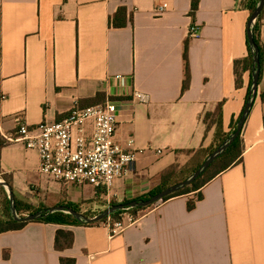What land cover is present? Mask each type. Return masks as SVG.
Segmentation results:
<instances>
[{
	"label": "crops",
	"instance_id": "0c3cea01",
	"mask_svg": "<svg viewBox=\"0 0 264 264\" xmlns=\"http://www.w3.org/2000/svg\"><path fill=\"white\" fill-rule=\"evenodd\" d=\"M119 8L125 9L123 26L111 22ZM190 10L191 0H0L1 132L15 134L17 119L34 126L60 120L75 105L112 100L119 109L115 140L136 151L106 195L40 175L37 151L8 141L0 168L17 199L98 212L108 205L104 197L145 196L162 172L195 160L197 150L213 142L215 127L207 129L203 116L219 102L229 130L249 80L246 71L237 88L233 72L234 60L248 53L249 11L238 0H199L194 16ZM259 36L263 62L241 131L242 159L205 183L200 199L191 191L153 204L112 237L102 222L29 221L0 233V264H61V258L74 264H264V11ZM185 42L190 80L182 90ZM135 90L148 101L134 100ZM189 200H195L192 209ZM58 229L72 232L70 247L56 249Z\"/></svg>",
	"mask_w": 264,
	"mask_h": 264
},
{
	"label": "built area",
	"instance_id": "2783aa9c",
	"mask_svg": "<svg viewBox=\"0 0 264 264\" xmlns=\"http://www.w3.org/2000/svg\"><path fill=\"white\" fill-rule=\"evenodd\" d=\"M165 7L164 3L157 5L156 14H161ZM197 34L198 28L192 24L190 35ZM121 77L113 76L114 79ZM132 97L138 102L148 101L147 94L138 90ZM118 110L117 103L112 100L84 107L75 105L56 121L30 126L17 119L15 134L5 135L0 130V135L7 142L36 150L40 175L77 187L92 186L107 195L114 180L126 173L136 155L135 150H127L115 140ZM131 143L130 139L128 144ZM104 199L110 206V199ZM130 209H123L116 218L108 217L102 222L110 237L138 222L140 211Z\"/></svg>",
	"mask_w": 264,
	"mask_h": 264
},
{
	"label": "trees",
	"instance_id": "16d2710c",
	"mask_svg": "<svg viewBox=\"0 0 264 264\" xmlns=\"http://www.w3.org/2000/svg\"><path fill=\"white\" fill-rule=\"evenodd\" d=\"M198 1L199 0H191V10L190 14L194 16L195 11L198 8ZM258 0H238V6L241 8L247 9L249 11V17L251 13L253 12ZM264 11V7L261 11V13L258 15L257 19L254 22V25L252 27V32L254 34V41L258 47L259 50V61H260V73H261V66L263 62V46L260 41V36H259V31H260V26H261V19H262V14ZM125 12L124 8H119L116 13L113 15L111 22L115 26H123L126 24V20L123 18V13ZM187 42L184 43V51H183V58H184V79H183V85H182V90L186 89L189 80H190V71H189V65H188V56H187ZM246 46H247V55L243 58L235 59L233 62V72L235 76V85L237 88L242 86V75L244 72L248 71L249 72V80H248V85H247V90H246V96H245V101L248 96V92L250 89V84H251V70H252V50L251 47L248 43L247 39V27H246ZM98 98V97H97ZM260 99L264 102V91H261L260 93ZM244 101V103H245ZM222 106L223 102H219L216 106V108L213 111H207L204 116H203V122L206 124L207 129L211 127H215L214 131V137H213V142L212 144L204 149H199L197 150V154L199 155L201 152H206L205 157L212 152L217 146H219L229 135L231 132H233L236 129L237 121L241 115V112L243 110V107L240 111V113L237 115L236 118L232 117L231 121L229 123V130L226 131L224 130L223 126V121H222ZM7 141L0 137V149L6 145ZM242 151H243V145H242V139L240 135H238L234 141L230 144V146L189 186L183 188L182 190L169 195L163 199V201H166L172 197L182 195L189 193L191 191H197V199L201 198V193L199 192V189L207 183L209 180L214 178L217 174H219L221 171L227 169L228 167L238 163L242 159ZM204 160V159H203ZM199 162L194 168L193 171L196 170L200 164L203 162ZM216 167V169H213ZM180 171V173L178 172ZM181 171H183V168H176V167H169L167 170L162 172L160 175V184L155 187L151 192H149L147 195L135 198V199H145L148 198L149 196L157 193L158 191L166 188L169 185H172L174 183H177L183 179H185L187 176L182 177L181 176ZM192 171V172H193ZM191 172V173H192ZM189 176V175H188ZM0 177L8 183L10 186L11 184V177L10 175L3 173L0 168ZM0 191H2L4 197L1 200V208H0V233L9 231V230H14V229H20L23 226H25L28 222H19L15 221L10 213V208H9V198L7 195V192L4 190V187L0 184ZM130 200H125L123 202H128ZM61 204L58 205H65L68 206L78 212L79 211V206L76 204H72L70 202H60ZM118 202H112V204H115ZM15 205L18 213L24 214V213H34L40 209L47 208L46 206L39 205L35 206L27 201L19 200L15 197ZM195 206V200H189L187 207L188 209H192ZM146 208H131L130 210L133 212H137L140 210H145ZM122 210H118L112 214H110L108 217L110 218H116L118 214ZM87 215V213H84ZM93 215L97 213H92ZM91 215V216H93ZM108 217L102 219L99 222L96 223H101L105 221ZM37 221H42V222H47V223H54L58 225H74V224H88L84 223L78 219H76L74 216H72L69 213L65 212H53L47 215L42 216L41 218L37 219ZM93 224V223H90ZM73 241V234L71 231L68 230H63V229H58L56 231V236H55V247L56 249L60 250L66 247H70ZM61 264H74L75 260L73 258H61L60 259Z\"/></svg>",
	"mask_w": 264,
	"mask_h": 264
},
{
	"label": "water",
	"instance_id": "95a60500",
	"mask_svg": "<svg viewBox=\"0 0 264 264\" xmlns=\"http://www.w3.org/2000/svg\"><path fill=\"white\" fill-rule=\"evenodd\" d=\"M263 7H264V0H258L247 22V39L252 50L251 85L248 92V96L244 103L243 110L237 121L236 129L233 132H231L230 135L219 146H217L212 152H210L205 157V159L200 164V166L196 170H194L189 176H187L185 179L177 183L167 186L166 188L158 191L157 193L149 196L148 198L133 199L128 202H118L112 204L107 208L100 210L97 214H95L92 217H89L84 213L78 212L65 205L50 206L44 209H40L34 213L20 215L16 209L15 196L12 186H10L4 180H0V184L5 188L7 192L9 198L10 213L13 219L19 222H29V221L37 220L44 215L60 211V212L69 213L72 216H74L76 219L84 223H88V224L96 223L118 210H123L126 208H148L153 204L162 202L165 197L172 195L182 190L183 188L189 186L191 183H193L230 146V144L234 141V139L238 135H240L244 123L246 121V118L250 113L253 102L257 96V89L260 78V61H259V50L254 41V34L252 32V27L258 15L261 13Z\"/></svg>",
	"mask_w": 264,
	"mask_h": 264
},
{
	"label": "rangeland",
	"instance_id": "374dc122",
	"mask_svg": "<svg viewBox=\"0 0 264 264\" xmlns=\"http://www.w3.org/2000/svg\"><path fill=\"white\" fill-rule=\"evenodd\" d=\"M251 74V73H250ZM251 85V84H250ZM240 137H241V133H240ZM205 153L206 152H201L195 160H193L190 164L186 165L184 168H183V171H181V176L182 177H185V176H188L191 174V172L193 171V168L199 163L201 162L203 159H205ZM213 169H216V167H214ZM180 173V171H178ZM0 180H3L1 177H0ZM5 190V188H4ZM6 191V190H5ZM4 195L2 193V191H0V208H1V203H2V199H3ZM104 199V198H103ZM105 203L107 202L105 199H104ZM113 201L111 200V203ZM99 203H102L101 201H99ZM98 204V202H97ZM39 206V205H38ZM109 205H107L106 207H104L103 209L107 208ZM102 210V209H100ZM99 210V211H100ZM79 211L82 212V213H87V216L89 217H92L91 215H93L92 213H98L97 211H92V210H83V208L79 207ZM20 214V213H19ZM27 213H24V214H20V215H25ZM94 216V215H93Z\"/></svg>",
	"mask_w": 264,
	"mask_h": 264
}]
</instances>
